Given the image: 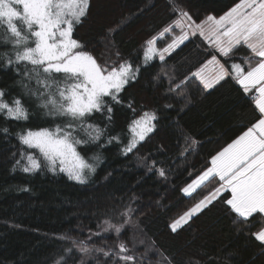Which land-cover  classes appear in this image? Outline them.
I'll use <instances>...</instances> for the list:
<instances>
[{"label":"trees","instance_id":"1","mask_svg":"<svg viewBox=\"0 0 264 264\" xmlns=\"http://www.w3.org/2000/svg\"><path fill=\"white\" fill-rule=\"evenodd\" d=\"M236 2L90 0L89 14L76 26L73 37L101 64L128 60L133 66L140 65L139 77L120 94L122 103L113 105L111 122L99 113L90 118L89 122L104 129V133L97 143L78 149L86 156L102 155L104 162L86 184L72 182L58 170L24 173L19 166L13 170L24 148L16 133L24 127L21 121L0 118V128H9L7 135L0 132V264H53L62 246L71 243L59 239L65 235L96 247H114L115 234L104 233L97 226H103L108 218L117 223L111 209L129 203L130 198H134L136 213L120 235L130 250L128 254L135 257L128 264H264V245L251 235L264 221L258 217L250 230H238L240 226L234 223L238 218L221 202L223 196L230 198V193H224L176 232L170 228L216 183H207L189 196L182 189L258 115L234 80L221 81L205 90L191 75L213 55L229 65L232 59L220 56L195 35L165 62L156 58L142 64L146 41L159 36L178 18L174 9L188 11L199 23L207 15H223ZM173 34L178 35L179 29ZM171 35L158 39L157 47L169 43ZM246 52L240 49L233 59L241 62ZM161 72L177 82L189 77L183 96L167 91L168 77L154 78ZM16 80L13 69L0 67V89L5 90L9 101ZM144 112L156 114L155 129L133 152L125 155L119 144H109L111 137L129 131L133 119ZM193 139L197 143L189 147ZM27 151L39 155L35 149ZM161 168L165 171L163 177L158 172ZM98 231L104 239H87ZM76 256L69 264H79V253ZM98 259L103 264V256ZM86 264L97 261L88 258Z\"/></svg>","mask_w":264,"mask_h":264},{"label":"snow or ice","instance_id":"2","mask_svg":"<svg viewBox=\"0 0 264 264\" xmlns=\"http://www.w3.org/2000/svg\"><path fill=\"white\" fill-rule=\"evenodd\" d=\"M90 0H0V67L13 69L21 79L22 95L5 99V90L0 89V118L4 121H27L29 108L25 106L23 96H27L43 115L60 118L54 129L30 128L17 132L20 144V158L15 161L24 173H36L47 168L49 171L65 173L70 180L86 184L95 172L96 166L88 163L77 150L79 146L97 143L104 129L91 123L90 118L99 113L111 122L114 104H121L120 94L140 74V65L133 66L128 60L101 64L88 52L84 45L73 37L77 25L89 14ZM178 18L165 27L159 36L146 41L143 63L158 58L162 63L189 36L200 37L222 57L232 59L221 62L213 55L203 67L191 75L199 79L205 90L213 88L221 81L234 80L258 113L255 119L231 143L212 156L209 166L190 184L182 189L185 195H191L196 189L215 181L214 187L182 216L175 220L170 228L176 232L178 227L207 208L224 193L222 203L235 214L240 226L238 230L252 227V221L261 218L264 221V0H237L223 15H207L197 23L188 11L174 9ZM179 29V34H173ZM171 35V40L164 47H157V41ZM246 49L241 62L235 57L240 49ZM212 65V75L206 76L205 70ZM169 79L167 91L177 96L184 95L189 77L176 81L167 72L158 73ZM131 107V104L128 105ZM135 111V109H133ZM157 119L154 112H144L129 125L131 137L122 149L127 155L154 131ZM0 132L9 134L7 126ZM119 140V137H111ZM192 140L189 147L195 146ZM102 146V145H100ZM35 149L39 155L27 150ZM187 151V148L185 149ZM15 155V154H14ZM99 161L100 157L94 156ZM24 161V163H21ZM151 167L149 171H151ZM160 176H165L164 169H158ZM27 191V189H24ZM134 198L129 203L111 209L118 218L113 223L111 218L103 221L102 232L115 234V246L96 247L85 240L60 236V240H70L62 246L53 264H69L76 260L86 264L88 258L101 264H124L134 262L127 245L120 240L124 226L132 222L136 213ZM107 215V213L105 214ZM255 241L264 245V222L251 232ZM104 237L101 232L88 236Z\"/></svg>","mask_w":264,"mask_h":264},{"label":"rangeland","instance_id":"3","mask_svg":"<svg viewBox=\"0 0 264 264\" xmlns=\"http://www.w3.org/2000/svg\"><path fill=\"white\" fill-rule=\"evenodd\" d=\"M0 35H2V34H0ZM191 37H194V36H189V38H191ZM188 38V39H189ZM187 41V40H186ZM185 41V42H186ZM181 45H183V44H181ZM180 45V46H181ZM179 46V47H180ZM178 47V48H179ZM178 48L175 50V51H177L178 50ZM212 48V47H211ZM0 51H3V48L2 47H0ZM175 51H173L172 53H171V55L175 52ZM144 55V54H143ZM170 55H168V56H166V58L167 57H169ZM165 58V59H166ZM156 59V58H155ZM158 59V58H157ZM154 60V59H153ZM152 60V61H153ZM151 62V61H150ZM149 63V62H148ZM142 64H144L143 63V59H142ZM207 64V63H206ZM135 67V66H134ZM203 67V66H202ZM212 68H213V66L212 65H208V68L205 70V75L206 76H210V75H212ZM16 76H17V80H16V82L14 83L15 85L13 86V88L12 89H10V93H12V97H15V96H21L22 95V87H21V85L19 84V83H17V81H19L20 79H21V77L16 73ZM216 86V85H215ZM214 86V87H215ZM213 87V88H214ZM23 98V101H24V103H25V106L26 107H28L29 108V111H30V113H31V115H30V118H29V120H27V121H21L22 122V126L24 127V129H27V128H30V129H32V130H38L39 128H50V129H54L55 127H56V125L58 124V123H60V118H52V117H49V116H45V115H43V111L41 110V109H38V108H36L35 107V104L32 102V101H30L29 100V98L27 97V96H23L22 97ZM154 124H155V121L153 122ZM117 137H119V140L117 141V140H112L111 142H113V143H117V144H119V150H120V152L122 153V154H124L123 153V151H122V149L124 148V146L129 142V139H130V137H131V133H130V131H127L126 133H124V134H122V135H118ZM110 142V143H111ZM109 143V144H110ZM89 145V144H88ZM88 145H85V146H88ZM80 153H81V155L85 158V160L88 162V163H91V164H94L95 166H96V168H95V172L90 176V178H89V180H88V182L90 181V180H92V179H94L95 178V176L97 175V171H98V169H99V167L102 165V163L104 162V159L102 158L103 156L101 155H99V154H92V155H89V156H86V155H84L79 149H77ZM99 156L100 157V159H99V161H96V160H94L93 159V157L94 156ZM70 180V179H69ZM72 182H75V183H77L76 181H74V180H71ZM197 190V189H196ZM194 193V192H193ZM187 196H189V195H187ZM194 217V216H193ZM192 217V218H193ZM191 218V219H192ZM191 219H189L188 220V222L187 223H184L182 226H180V227H178V229H180V228H182L183 226H185V225H187L190 221H191ZM177 229V230H178Z\"/></svg>","mask_w":264,"mask_h":264},{"label":"crops","instance_id":"4","mask_svg":"<svg viewBox=\"0 0 264 264\" xmlns=\"http://www.w3.org/2000/svg\"><path fill=\"white\" fill-rule=\"evenodd\" d=\"M197 35H199V34H197ZM212 49L215 51V49H214V48H212ZM217 53H218V52H217ZM217 58H218V59H220L218 56H217ZM221 62H222V61H221Z\"/></svg>","mask_w":264,"mask_h":264}]
</instances>
